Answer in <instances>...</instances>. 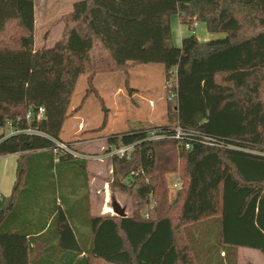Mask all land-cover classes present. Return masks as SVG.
Returning <instances> with one entry per match:
<instances>
[{"label": "trees", "instance_id": "1", "mask_svg": "<svg viewBox=\"0 0 264 264\" xmlns=\"http://www.w3.org/2000/svg\"><path fill=\"white\" fill-rule=\"evenodd\" d=\"M35 2L0 0V127L21 130L0 132V156L19 153L11 193L0 195V264H236L238 247L264 254V0H77L59 19L62 35L40 47ZM171 14L224 35L191 34L176 47ZM142 63L161 64L165 80L174 70L184 134L171 137L169 123L164 138L119 133L135 145L129 159L108 160L110 185L136 204L124 217L94 213L88 160L54 152L53 140H63L80 74L90 84ZM39 106L45 117L26 120ZM176 158L167 203L163 174Z\"/></svg>", "mask_w": 264, "mask_h": 264}, {"label": "rangeland", "instance_id": "2", "mask_svg": "<svg viewBox=\"0 0 264 264\" xmlns=\"http://www.w3.org/2000/svg\"><path fill=\"white\" fill-rule=\"evenodd\" d=\"M77 0H36L34 6V45L35 47L52 46L62 35L63 22L60 17L72 8ZM171 42L179 47L184 36L194 35L199 40L222 37L223 33H210L205 24L199 20L191 25L181 23L177 14L169 16ZM88 83L87 74H80L75 83L69 105L71 112L64 120L59 136L65 141L76 139L89 140L75 146L78 152L100 154L101 147H106L105 137L131 130H149L159 124L175 125L173 107L175 101L167 100L168 90L175 82L174 70L165 80L162 65L159 63H142L131 66L126 72L96 73ZM88 87H90L88 89ZM171 90H174L171 88ZM159 123V124H158ZM160 127V126H159ZM9 131L8 127L0 132ZM171 150V146L166 145ZM170 153V152H169ZM174 154V153H173ZM10 157V158H9ZM177 168L163 174L166 191V202L175 195V181L179 178L181 162L175 159ZM7 162H12V166ZM8 168H7V166ZM93 172L91 190L93 211L102 212L108 208L112 214L111 201L116 200L125 213L130 214L136 204L125 193L112 188L109 173L111 163L108 160H89ZM15 157H0V180L14 178ZM108 181V193H96ZM12 183V181H11ZM103 213V212H102ZM236 264H264V254L256 249L238 247Z\"/></svg>", "mask_w": 264, "mask_h": 264}, {"label": "built area", "instance_id": "3", "mask_svg": "<svg viewBox=\"0 0 264 264\" xmlns=\"http://www.w3.org/2000/svg\"><path fill=\"white\" fill-rule=\"evenodd\" d=\"M168 96L167 100L168 101H175L176 104V93L174 90L169 89L168 90ZM174 104V105H175ZM174 108V107H173ZM45 117V109L41 106L37 107V109L33 110L29 108L26 111L25 114V119L26 120H32V119H41ZM8 125L9 122L7 123ZM170 130L172 131V134L170 135L171 137L175 139H180L184 131L181 129V127L178 124L172 125L170 127ZM21 131L20 129H10V133H15ZM23 131V130H22ZM24 131L26 132H31V129H25ZM145 132V138L149 140L153 139H159V138H164L167 136L166 130L163 129L162 127H154L149 130H144ZM115 135H109L105 137V142H106V147H101V152L100 154H93V153H87V152H78L75 149V146L78 144H82L84 142H88L89 140H82V139H76L72 141H63V140H56L54 139V149L53 151H61L63 153L70 154L73 157L81 158V159H86V160H110L112 157L117 156V157H124L126 159H129L131 156V153L133 151L135 142H130V143H123L121 141V135L118 134L114 138L116 141H112L111 137ZM188 147V145H185ZM109 173L112 174V167L110 166L109 168ZM178 185V180L175 181L174 186L176 187ZM108 193V181H105L102 185L101 189H97L96 193ZM103 213L108 212V208H105Z\"/></svg>", "mask_w": 264, "mask_h": 264}, {"label": "crops", "instance_id": "4", "mask_svg": "<svg viewBox=\"0 0 264 264\" xmlns=\"http://www.w3.org/2000/svg\"><path fill=\"white\" fill-rule=\"evenodd\" d=\"M159 124V123H158ZM161 125V124H159ZM19 153H11V154H5V155H1L0 157L2 156H14L15 157V171H16V160H17V156H18ZM10 158V157H9ZM89 161H87V164H86V170H87V179H86V183H87V187H88V192H89V202H90V209H91V212H94L93 211V195H92V190H91V182H92V178H93V172L90 168V165L88 164ZM8 165L12 164V162H7ZM6 164V166H7ZM12 166V165H10ZM8 168V166H7ZM16 175V173H15ZM15 175H14V178L12 180V178H8L7 179L5 177H3L1 180H0V195H3V196H8L10 193H11V190H12V187H13V183L15 181ZM79 180V181H78ZM12 181V183H11ZM79 183L81 185V187L79 188V191L78 193H84L85 191V181L82 179V178H79L76 180V183ZM94 213H98V212H94ZM99 214H104L102 212H99Z\"/></svg>", "mask_w": 264, "mask_h": 264}, {"label": "water", "instance_id": "5", "mask_svg": "<svg viewBox=\"0 0 264 264\" xmlns=\"http://www.w3.org/2000/svg\"><path fill=\"white\" fill-rule=\"evenodd\" d=\"M111 211L113 215L124 217L126 215L125 208L121 207L116 200L112 199L111 201Z\"/></svg>", "mask_w": 264, "mask_h": 264}]
</instances>
